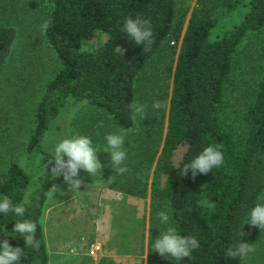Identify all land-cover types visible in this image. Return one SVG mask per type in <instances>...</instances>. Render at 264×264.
<instances>
[{
	"label": "trees",
	"instance_id": "obj_1",
	"mask_svg": "<svg viewBox=\"0 0 264 264\" xmlns=\"http://www.w3.org/2000/svg\"><path fill=\"white\" fill-rule=\"evenodd\" d=\"M48 1L44 21L51 24L44 37L56 66L32 109L22 167L10 160L0 170V197L6 195L26 208L24 217L0 214V241L8 239L12 247L24 250L19 264H48L39 220L42 204L50 184L69 186L62 176H51L54 161H48L54 154L42 145L44 132L61 108L78 102L96 109L117 130L131 127L128 106L134 99L136 71L161 42H175L180 36L169 95L158 94L165 106L153 114L165 126L152 169L162 180L157 186L150 180V202L167 209L170 225L180 235H194L200 244L190 257H169L167 264H241L242 257L227 258L225 253L244 242L240 226L264 190V65L238 124L231 120L224 83L242 36L248 31L264 33V0H195L181 34L185 10L176 13L175 0ZM137 15L151 22L154 43L148 50L122 31L125 19ZM96 32L103 34L100 44L84 48L83 42ZM14 38L12 26L0 25V68ZM117 45L125 49L123 56L115 52ZM91 132L96 135L93 128ZM208 145L222 146L223 165L195 178L191 172L181 176L183 165ZM140 187L134 191L126 186L123 191L143 196ZM22 219L36 222L38 250L26 247L23 237L13 232Z\"/></svg>",
	"mask_w": 264,
	"mask_h": 264
},
{
	"label": "rangeland",
	"instance_id": "obj_2",
	"mask_svg": "<svg viewBox=\"0 0 264 264\" xmlns=\"http://www.w3.org/2000/svg\"><path fill=\"white\" fill-rule=\"evenodd\" d=\"M194 1L175 0L176 13L185 10L180 34ZM48 4V0H0V25H10L15 29L9 55L0 68V170L10 160L22 167L23 143L30 128L32 109L42 92L43 83L56 66L57 59L53 50L40 31ZM102 39L103 34L96 32L82 46L95 48ZM179 44L180 36L175 42H161L135 73L133 102L145 104L147 109L143 120L137 117L133 125L126 129V173H115L110 162V153L106 152V134L120 130L84 102L61 108L44 132L42 145L53 154L55 145L62 138L77 133L89 136L93 145L99 149L98 159L104 165L101 176L97 174L90 177L84 170H80L79 178L83 183L79 191L57 184L61 195L55 192L50 198L48 189V196L42 204L39 216L48 264L168 263V258L165 259L152 250L155 238L169 226L161 224L157 216L158 212H167V209L159 203L151 204L149 197L150 180L153 179V186L160 185L162 180V175H153L152 169L160 150L165 126L164 122L160 126L154 120L155 108L152 104L158 101L160 92L167 97L169 95L171 70ZM263 65L264 33L248 31L236 46L234 60L224 83V99L235 124H238L240 111L246 104ZM91 128L96 135L91 132ZM146 154L150 157L149 163ZM131 164L133 170L130 171ZM141 185L144 187L143 196L129 192L133 206L128 211L130 218L123 221L111 218L110 222L109 214L119 211L123 197L118 194L117 198L109 200L102 194L104 186L119 188L118 190L127 186V190L138 191ZM262 197L264 190L252 207L256 203L264 202ZM62 198L64 200L60 201ZM54 199L58 202H53L52 205ZM53 207L56 210L61 209L57 212L53 210L55 218L52 217ZM62 209L67 214H73L74 218L65 221ZM248 213L244 222L248 219ZM243 236L244 242L252 244L255 251L242 257L241 264H264V229L244 224ZM119 239L123 240V246L119 244Z\"/></svg>",
	"mask_w": 264,
	"mask_h": 264
},
{
	"label": "clouds",
	"instance_id": "obj_3",
	"mask_svg": "<svg viewBox=\"0 0 264 264\" xmlns=\"http://www.w3.org/2000/svg\"><path fill=\"white\" fill-rule=\"evenodd\" d=\"M51 24L50 20H45L40 31L46 34ZM122 31L133 40L137 45H145L144 50L150 49L154 43L153 30L151 22L143 19L139 15L136 18L127 17L124 21ZM114 50L117 54L123 56L125 49L115 46ZM160 101H154L152 107L159 109L164 107ZM132 113L131 120L137 117L143 120L146 117L147 105L138 102H132L129 106ZM128 130L125 128L115 133H108L105 136L107 143L106 152L110 153V162L112 168L117 174H124L128 171L126 166L127 150L124 148L125 136ZM220 145H208L189 163L183 165L181 176L191 172L193 178L199 174H207L212 169L218 168L224 163V154ZM98 148L93 145L92 139L87 135L74 134L71 137L62 138L54 147V155L48 162L54 161L50 171L53 178L62 176L63 180L68 184V189L79 191L83 180L79 178L80 170H84L90 177L96 176L102 172L104 165L98 159ZM55 190L50 189L49 196L51 198L55 192L59 191L56 185ZM261 199H264L262 197ZM206 203V201H202ZM13 213L15 216L24 217L26 208L24 204H13L8 196L0 197V214L7 215ZM160 223L169 225L163 232L155 238L152 244V250L161 257L167 259L173 258L180 261L183 258L190 257L194 249L199 248L200 244L194 235H180L177 228L170 225V216L165 211L157 213ZM249 224L264 229V202L256 203L248 213V219L241 224ZM37 224L31 219L17 220L13 226V232L23 237L26 247L34 250L39 249L40 242L36 239ZM239 229V237L242 232ZM240 240V239H239ZM252 244L239 242L237 245L226 250V257L240 258L246 257L254 252ZM24 255V250L20 247H12L8 239L0 241V264H19L20 258Z\"/></svg>",
	"mask_w": 264,
	"mask_h": 264
},
{
	"label": "crops",
	"instance_id": "obj_4",
	"mask_svg": "<svg viewBox=\"0 0 264 264\" xmlns=\"http://www.w3.org/2000/svg\"><path fill=\"white\" fill-rule=\"evenodd\" d=\"M53 185H56L58 188H59V191L61 190L60 189V187L57 185V183H52V184H50V186L48 187V189L50 190L51 188L52 189H55L54 188V186ZM48 189H47V191H48ZM104 190H103V196H106L109 200H111L112 198H117V196H118V194H122V197H123V201H121L122 203H120V206H119V211H113L111 214H109V217H108V220H110V222H111V218H115V219H120L121 221H123L124 219H127L128 217L130 218V214H128V211H130L132 208H133V206H131V202H132V198L131 199H129V194L128 193H126V192H123V190H118L119 188H115V187H111V186H104V188H103ZM59 191L56 193V194H59V195H61L60 193H59ZM47 196H48V192H47V194H46V197H45V200L47 199ZM44 200V201H45ZM64 199L62 198L60 201H63ZM53 202H58V201H56L55 199H54V201H52V203ZM100 203H101V200H100ZM114 203V202H113ZM43 204H44V202H43ZM52 205H54V203L52 204ZM116 209V208H115ZM52 210V213H53V210H55L56 212H57V210L58 211H60L61 209H55L54 207L51 209ZM62 211L65 213V214H63V219L66 221V220H71V219H73L74 218V215L73 214H71V213H66L63 209H62ZM55 214L53 213V216L52 217H54L55 218V216H54ZM65 215H67L66 217H67V219H65ZM77 216H78V214H77ZM123 239V238H122ZM122 239H119L120 241H119V244L121 245V246H123V240ZM101 242V241H100ZM126 247V246H125Z\"/></svg>",
	"mask_w": 264,
	"mask_h": 264
}]
</instances>
